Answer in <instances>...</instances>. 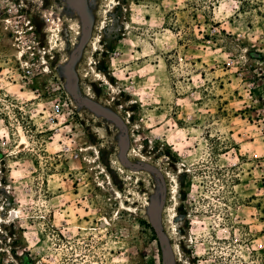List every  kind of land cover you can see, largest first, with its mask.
<instances>
[{"label": "rangeland", "instance_id": "374dc122", "mask_svg": "<svg viewBox=\"0 0 264 264\" xmlns=\"http://www.w3.org/2000/svg\"><path fill=\"white\" fill-rule=\"evenodd\" d=\"M0 219V264H264V0H0Z\"/></svg>", "mask_w": 264, "mask_h": 264}, {"label": "built area", "instance_id": "2783aa9c", "mask_svg": "<svg viewBox=\"0 0 264 264\" xmlns=\"http://www.w3.org/2000/svg\"><path fill=\"white\" fill-rule=\"evenodd\" d=\"M257 247H258V249H261L262 248V245L261 244H258Z\"/></svg>", "mask_w": 264, "mask_h": 264}, {"label": "bare ground", "instance_id": "6f19581e", "mask_svg": "<svg viewBox=\"0 0 264 264\" xmlns=\"http://www.w3.org/2000/svg\"><path fill=\"white\" fill-rule=\"evenodd\" d=\"M50 33V32H49ZM52 34V33H51ZM0 221H1V219H0Z\"/></svg>", "mask_w": 264, "mask_h": 264}]
</instances>
